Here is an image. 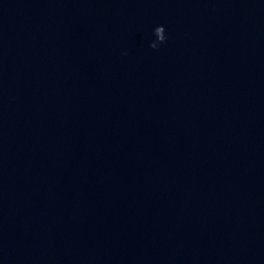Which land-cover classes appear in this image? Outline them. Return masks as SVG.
<instances>
[{
    "label": "water",
    "instance_id": "obj_1",
    "mask_svg": "<svg viewBox=\"0 0 264 264\" xmlns=\"http://www.w3.org/2000/svg\"><path fill=\"white\" fill-rule=\"evenodd\" d=\"M0 264H264V0H0Z\"/></svg>",
    "mask_w": 264,
    "mask_h": 264
}]
</instances>
